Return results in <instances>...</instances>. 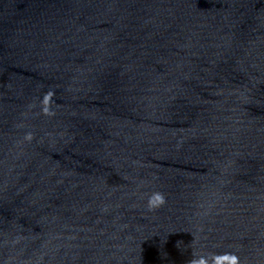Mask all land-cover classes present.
<instances>
[{
	"label": "water",
	"instance_id": "water-1",
	"mask_svg": "<svg viewBox=\"0 0 264 264\" xmlns=\"http://www.w3.org/2000/svg\"><path fill=\"white\" fill-rule=\"evenodd\" d=\"M0 264H264V0H0Z\"/></svg>",
	"mask_w": 264,
	"mask_h": 264
}]
</instances>
